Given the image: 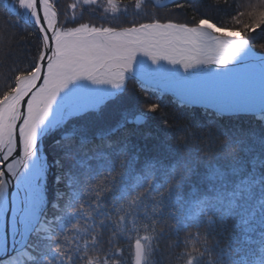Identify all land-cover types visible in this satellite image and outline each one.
<instances>
[{
    "label": "snow or ice",
    "instance_id": "snow-or-ice-1",
    "mask_svg": "<svg viewBox=\"0 0 264 264\" xmlns=\"http://www.w3.org/2000/svg\"><path fill=\"white\" fill-rule=\"evenodd\" d=\"M3 8L0 264H264V0Z\"/></svg>",
    "mask_w": 264,
    "mask_h": 264
},
{
    "label": "trees",
    "instance_id": "trees-1",
    "mask_svg": "<svg viewBox=\"0 0 264 264\" xmlns=\"http://www.w3.org/2000/svg\"><path fill=\"white\" fill-rule=\"evenodd\" d=\"M63 3H70L71 0H62ZM188 3L192 5H196L198 0H187ZM238 4H252L253 0H237ZM162 11H164L162 9ZM187 14H190V11L186 10ZM6 15L5 10L3 8V0H0V16ZM15 19V17H13ZM14 31L18 32V35L16 39L20 43V49L24 52H27L29 50L34 51L32 49V43L33 41L31 39L26 38V34L20 30V29H15ZM259 51V49H257ZM135 85L139 87L136 83ZM135 85L129 86L130 88L137 89ZM136 98L138 101L141 103V105H146L147 103H152V102H159L161 104L162 110L169 115V120L171 124V132H174L177 135L181 134V130L185 127L191 128V125L197 122L205 121V117L203 115L202 110H195L193 111L192 109H187L183 110L179 107H177L176 104L172 103V100L169 99L168 97H163L158 100L157 96L154 95H144L142 94L140 96V93L138 94L136 92ZM241 122H240V121ZM226 123L229 124H238L243 127H260V123H256L252 116H241L238 120H228L226 119ZM166 242H162V246H164Z\"/></svg>",
    "mask_w": 264,
    "mask_h": 264
},
{
    "label": "rangeland",
    "instance_id": "rangeland-1",
    "mask_svg": "<svg viewBox=\"0 0 264 264\" xmlns=\"http://www.w3.org/2000/svg\"><path fill=\"white\" fill-rule=\"evenodd\" d=\"M4 1H6V0H3V3H4ZM164 2H167V0H164ZM71 3V2H70ZM256 3H258V0H253V3L252 4H256ZM258 51V50H257ZM131 85H135V82H132V83H130V85L129 86H131ZM136 86V85H135ZM137 87V86H136ZM138 88V87H137ZM137 93L139 94L140 92H138L137 91ZM142 95V93H140V96ZM166 97H168L169 99H171L169 96H166Z\"/></svg>",
    "mask_w": 264,
    "mask_h": 264
},
{
    "label": "bare ground",
    "instance_id": "bare-ground-1",
    "mask_svg": "<svg viewBox=\"0 0 264 264\" xmlns=\"http://www.w3.org/2000/svg\"><path fill=\"white\" fill-rule=\"evenodd\" d=\"M247 116H248V115H247ZM249 116H251V115H249ZM252 118H253V117H252ZM253 119H254V118H253ZM239 121H240V120H239ZM254 121H256V123H257V122L259 123V121H258V120H255V119H254ZM240 122H241V121H240Z\"/></svg>",
    "mask_w": 264,
    "mask_h": 264
},
{
    "label": "water",
    "instance_id": "water-1",
    "mask_svg": "<svg viewBox=\"0 0 264 264\" xmlns=\"http://www.w3.org/2000/svg\"><path fill=\"white\" fill-rule=\"evenodd\" d=\"M6 1H4V3H5ZM166 3V2H165Z\"/></svg>",
    "mask_w": 264,
    "mask_h": 264
}]
</instances>
